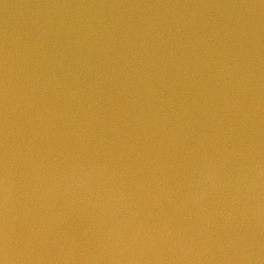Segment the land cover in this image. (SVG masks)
Masks as SVG:
<instances>
[{"label": "water", "instance_id": "obj_1", "mask_svg": "<svg viewBox=\"0 0 264 264\" xmlns=\"http://www.w3.org/2000/svg\"><path fill=\"white\" fill-rule=\"evenodd\" d=\"M0 264H264V0H0Z\"/></svg>", "mask_w": 264, "mask_h": 264}]
</instances>
